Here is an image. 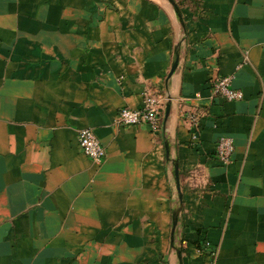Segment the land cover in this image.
I'll use <instances>...</instances> for the list:
<instances>
[{
    "label": "crops",
    "instance_id": "1",
    "mask_svg": "<svg viewBox=\"0 0 264 264\" xmlns=\"http://www.w3.org/2000/svg\"><path fill=\"white\" fill-rule=\"evenodd\" d=\"M174 1L0 0V264H264V0Z\"/></svg>",
    "mask_w": 264,
    "mask_h": 264
},
{
    "label": "built area",
    "instance_id": "2",
    "mask_svg": "<svg viewBox=\"0 0 264 264\" xmlns=\"http://www.w3.org/2000/svg\"><path fill=\"white\" fill-rule=\"evenodd\" d=\"M211 90L213 97H220L228 101L241 100L243 92L232 86V77H216L212 80ZM166 97L163 94L147 91L144 95L143 106L138 109L124 107L119 111L118 121L126 125H149L153 130L160 131L163 127ZM202 112L190 111L184 115L191 126H199ZM80 148L96 163H102L107 155L106 148L101 140L90 128H83L78 133ZM234 140L223 136L217 140L216 157L227 164L231 162L234 152Z\"/></svg>",
    "mask_w": 264,
    "mask_h": 264
},
{
    "label": "water",
    "instance_id": "3",
    "mask_svg": "<svg viewBox=\"0 0 264 264\" xmlns=\"http://www.w3.org/2000/svg\"><path fill=\"white\" fill-rule=\"evenodd\" d=\"M172 4H176L174 0H169ZM177 62H175L174 66H173V69L176 68L177 66ZM169 112H170V103H169V100L166 101V108H165V118H168L169 116ZM164 120V119H163ZM175 178H176V183H177V188L179 190V197H180V205H179V208L176 209L175 211V217H174V227H176L177 223H178V220H179V215H180V212L182 211L183 209V196H182V192H181V187H180V179H179V173H178V167L176 166V170H175Z\"/></svg>",
    "mask_w": 264,
    "mask_h": 264
}]
</instances>
